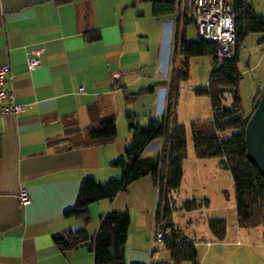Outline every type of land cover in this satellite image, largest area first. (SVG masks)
I'll list each match as a JSON object with an SVG mask.
<instances>
[{"label": "crops", "instance_id": "1", "mask_svg": "<svg viewBox=\"0 0 264 264\" xmlns=\"http://www.w3.org/2000/svg\"><path fill=\"white\" fill-rule=\"evenodd\" d=\"M140 2L0 0V64L9 65L6 77L14 102L25 106L22 112H0V264H95L91 238L101 214L111 210L130 216L124 246L126 264L170 262V252L158 251L163 245L150 246L158 190L149 174L129 183L112 199L89 204L88 222L63 216L75 205L83 178L106 182L121 175V169L111 161L123 157L132 141L125 112L129 110L136 123L146 125L152 119H162L168 106L173 13L154 15L153 0ZM150 12L148 26L144 21ZM186 27L181 29L185 36ZM37 56L41 64L29 70L28 59ZM182 82L174 117L185 126L187 155L178 187L179 206L172 220L196 246L199 264H264L262 227L256 237L237 224L238 234L254 240L252 244L226 241L227 230L225 237L218 239L209 229V218L200 220L198 214L206 211L208 199L186 192L191 188L187 183L189 162H193L198 178L208 161L221 166L217 157L198 158L194 146L189 154L179 106ZM148 87L152 89L147 91ZM134 93L139 94L132 96ZM110 117L115 118L117 127L113 140L71 145L73 133L67 130L75 128L67 125L82 129ZM119 120L124 136L120 135ZM160 151L157 138L142 156H156ZM21 187L30 194L28 204L19 201ZM193 198L199 206L183 209L182 203ZM176 213L188 215L190 229L181 225ZM82 229L89 237L87 242L67 250L54 243L55 236Z\"/></svg>", "mask_w": 264, "mask_h": 264}, {"label": "trees", "instance_id": "2", "mask_svg": "<svg viewBox=\"0 0 264 264\" xmlns=\"http://www.w3.org/2000/svg\"><path fill=\"white\" fill-rule=\"evenodd\" d=\"M64 1V0H62ZM66 1V0H65ZM236 14V30L239 41H244L248 32L264 31V16L256 14L253 7L246 0H233ZM174 12V0H153V14L161 15ZM183 28L191 22L186 17L177 21L173 47V67L176 53H180L185 61L180 62V68L172 67L167 120L152 119L146 125L135 122V116L129 110L125 112L129 130L132 132L131 144L125 148L124 156L111 161V165L121 169V175L106 182H98L94 177L82 179L75 205L64 211V218H82L89 221L88 206L102 198L112 199L119 191L125 190L132 181L151 175L158 190L155 224L158 229H166L162 245L170 252V262L162 261L158 264H180L182 262L198 263L196 246L183 232L174 229L172 220V206L167 197L170 188H178L183 178V163L186 158V134L184 124L177 123L174 117L176 99L180 82L187 80L188 58L206 55L211 59V69L208 81L204 87L194 89L197 95L207 96L211 108L214 109L212 118L205 121L190 123L191 137L195 154L198 158H219L222 168L229 170L235 190V209L237 224L240 227L261 226L264 229V176L258 168L248 160L244 130L246 123L256 108L264 87L254 95L252 111L244 117L241 115L240 97L237 85L240 78L238 70L239 54L231 59L220 62L215 57V44L211 40L195 36L186 38L184 30L179 31V23ZM152 87L146 90L150 91ZM229 91L233 95L231 107H227L222 93ZM139 93H134L136 96ZM223 109L220 113L217 110ZM75 130H67L71 135V145H89L105 143L114 139L117 133L115 118H104L91 122L86 127L76 128V124H69ZM232 130L229 136L221 133ZM164 137L162 159L159 157H143L145 147L154 139ZM1 140V132H0ZM206 203V201L204 202ZM198 205L193 198L185 200L182 208L192 210ZM130 216L127 212L111 210L101 214L100 225L91 238V248L94 252L95 264H126L124 246L128 237ZM208 226L213 235L223 239L226 233V223L222 218H209ZM54 243L61 249H72L89 240L86 230L69 231L65 235H58Z\"/></svg>", "mask_w": 264, "mask_h": 264}, {"label": "rangeland", "instance_id": "3", "mask_svg": "<svg viewBox=\"0 0 264 264\" xmlns=\"http://www.w3.org/2000/svg\"><path fill=\"white\" fill-rule=\"evenodd\" d=\"M255 10L256 14L259 16H264V0H246ZM145 3V0H141L140 3ZM138 8L142 9L141 5ZM152 13H148L144 23H151ZM152 16V15H151ZM183 24L179 23V31ZM196 36L195 28L192 24L186 27V37L193 39ZM158 34L155 38L156 44L158 43ZM161 58H163V43L161 42L160 49ZM173 54L172 59L167 60V64L171 69L173 67ZM185 61L180 53H176L174 60L175 70L180 68V62ZM188 75L187 80L183 81L181 84L182 89H180L179 106L181 108V121L185 122L187 128V139L189 143V154L192 155V138L190 123L199 120H209L212 118V108L208 97L204 95H197L194 93V89L204 87L208 81V74L211 69V59L209 56H192L188 58ZM179 67V68H178ZM238 70L240 72V78L237 85V91L240 97L241 110L240 113L244 117L249 115L253 108L254 95L257 90L264 87V31L260 32H248L243 41V48L239 52L238 58ZM192 89V90H191ZM225 104H229V100L225 101ZM120 135H123V130L121 127V120L118 122ZM233 133L232 130H227L221 133V136H229ZM124 136V135H123ZM190 175L187 179V183L190 184V189H186V192L193 194L195 197H205L208 199V204L206 205V211H200V220L208 218H222L226 223V241H236L239 240L241 244L254 243V240H248L244 236L238 234L240 227L237 225L236 209H235V190L233 185V180L229 170L225 168H219L216 165V161H208V163L202 165L200 177H196V171L194 169L193 162H189ZM184 184V181H183ZM186 184V183H185ZM185 192V191H184ZM179 197V196H178ZM204 200V198H203ZM202 200V201H203ZM179 198L174 201V210L179 206ZM201 203V201H200ZM202 205V203H201ZM189 216H192L189 215ZM198 217V218H199ZM177 220L181 223L183 227L191 228L190 223L186 220L188 215L183 213L177 214ZM243 231L246 233L250 230L253 236L258 237L261 230V226L253 227H242ZM228 235V236H227ZM246 236V235H245ZM250 241V242H248ZM158 244L155 245L157 247ZM158 251L169 252L164 247ZM157 251V252H158Z\"/></svg>", "mask_w": 264, "mask_h": 264}, {"label": "built area", "instance_id": "4", "mask_svg": "<svg viewBox=\"0 0 264 264\" xmlns=\"http://www.w3.org/2000/svg\"><path fill=\"white\" fill-rule=\"evenodd\" d=\"M181 17H186L190 20L195 28L197 36L214 42L215 57L219 62L223 59L234 58L243 48V42L239 41L237 37L236 14L233 8V0H174L172 19L174 32L171 55L174 47L177 21ZM40 64L41 59L38 56L32 57L27 61V68L33 70ZM8 71L9 65L7 63L0 64V112H22L25 110V106L14 102L12 90L8 86V79L6 77ZM81 90H83V87ZM222 96L225 101L229 100V104L226 106L231 107L233 99L232 93L225 91L222 93ZM167 109L168 106L163 116L164 124L167 120ZM217 111L222 113L223 109H218ZM213 112L214 109H212V113ZM160 140L161 151L157 154L159 160L162 159L164 137L160 138ZM18 197L22 204H28L31 201L30 194L25 187L20 188ZM167 197L173 209L174 201L178 199V188H170ZM173 224L174 229H177L178 227L176 224L174 222ZM166 231V229H158L155 224L150 239L151 249H154L156 244H158V246L162 245Z\"/></svg>", "mask_w": 264, "mask_h": 264}, {"label": "water", "instance_id": "5", "mask_svg": "<svg viewBox=\"0 0 264 264\" xmlns=\"http://www.w3.org/2000/svg\"><path fill=\"white\" fill-rule=\"evenodd\" d=\"M246 155L264 176V91L244 130Z\"/></svg>", "mask_w": 264, "mask_h": 264}]
</instances>
